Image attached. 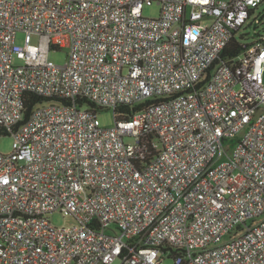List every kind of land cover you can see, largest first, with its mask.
<instances>
[{
	"label": "built area",
	"instance_id": "built-area-1",
	"mask_svg": "<svg viewBox=\"0 0 264 264\" xmlns=\"http://www.w3.org/2000/svg\"><path fill=\"white\" fill-rule=\"evenodd\" d=\"M261 3L0 0V264H264Z\"/></svg>",
	"mask_w": 264,
	"mask_h": 264
},
{
	"label": "rangeland",
	"instance_id": "rangeland-1",
	"mask_svg": "<svg viewBox=\"0 0 264 264\" xmlns=\"http://www.w3.org/2000/svg\"><path fill=\"white\" fill-rule=\"evenodd\" d=\"M145 16L148 17H157L160 13V6L156 3L153 5H146L143 11ZM255 15L259 17L260 23L254 22V17L240 29L237 34V38L240 39L243 43L250 44L258 37V31H264V3L259 4L256 7ZM26 33L24 31H19L16 36V42L23 45L25 42ZM40 40V35L38 33H33L31 35L30 41L34 44H38ZM69 50L67 48H61L58 50H51L49 53V58L56 62L57 64H64L68 60ZM15 64H22V60L19 58L14 59ZM264 82V79H263ZM100 120L102 124L106 127H111L116 124V119L114 116L113 109L101 110L99 113ZM125 141L133 142V137L126 136ZM14 137L9 134H0V151L3 153H10L13 150ZM49 218L53 224L56 226H68L73 221L68 216H64L63 213L56 211L49 214ZM251 220L249 221V224ZM109 234H118L119 230L116 224H111L107 228ZM165 264H174L172 258H167Z\"/></svg>",
	"mask_w": 264,
	"mask_h": 264
},
{
	"label": "trees",
	"instance_id": "trees-1",
	"mask_svg": "<svg viewBox=\"0 0 264 264\" xmlns=\"http://www.w3.org/2000/svg\"><path fill=\"white\" fill-rule=\"evenodd\" d=\"M263 35H264V31H258V37H261ZM244 45H245V43H243L240 39L233 38L232 42L224 50L223 56L237 55V54L241 53L244 50ZM31 97L34 98V94H31ZM41 100H43V99H40V101ZM33 101H31L30 104H29V107H28L29 108V112L33 108ZM35 101H36V99H35Z\"/></svg>",
	"mask_w": 264,
	"mask_h": 264
}]
</instances>
